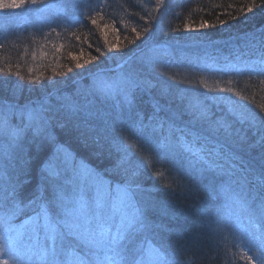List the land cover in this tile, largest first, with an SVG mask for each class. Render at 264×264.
I'll return each instance as SVG.
<instances>
[{"label":"snow or ice","instance_id":"1","mask_svg":"<svg viewBox=\"0 0 264 264\" xmlns=\"http://www.w3.org/2000/svg\"><path fill=\"white\" fill-rule=\"evenodd\" d=\"M106 6L104 0L93 5L85 0L64 3L65 15L90 14L97 27V9ZM262 6L264 0H250L229 19L247 18ZM48 7L46 0H0V10H30L37 18ZM155 7L163 12L168 5L156 0ZM141 19L148 26L133 27L134 35L124 37L126 44L115 26L104 24L115 43L105 34V50L96 48L98 55L83 49L78 55L68 53L75 69L94 68L88 72L91 83L81 87L77 81L72 93L49 90L41 83L44 74L33 76L29 69L28 86L43 91L35 99H22L25 86L0 76V264H184L178 257L189 251V264H203L207 250L198 243L200 234L189 241L180 227L170 226L182 219L174 201L157 199L139 183L146 155L153 162H173L165 168L167 182L160 188L169 197L195 194L197 184L203 183L208 198L201 201V215L209 247H214L216 234L228 238L221 210L235 206L246 227H240L236 238L238 253L227 248L225 256L231 253L244 264H264V115L226 103L223 95L185 90L177 97L163 88L153 95L150 115L136 110L138 97L157 88L142 69L155 60L153 32L165 31L162 15L149 12ZM218 24L227 26L228 21L219 19ZM208 27L215 25L206 20L198 27L184 24L186 32ZM242 47L247 51L240 55L257 57L245 69L264 76V31L245 33ZM110 56L115 68L101 66ZM52 71L53 77L67 78L73 67H66V73ZM16 76L24 79L19 72ZM53 77L48 80L54 86ZM201 85L213 90L203 79ZM58 130L75 132L93 154L111 157L110 172L118 182L106 179L108 169L98 170L78 158L59 140ZM44 147L51 151L36 164L38 181L33 183L31 149ZM155 175L165 178L163 173ZM20 217L26 218L17 222Z\"/></svg>","mask_w":264,"mask_h":264},{"label":"trees","instance_id":"2","mask_svg":"<svg viewBox=\"0 0 264 264\" xmlns=\"http://www.w3.org/2000/svg\"><path fill=\"white\" fill-rule=\"evenodd\" d=\"M76 2L79 3V0ZM85 2L93 5L96 0H85ZM104 2L107 6L103 10L97 9L101 12V16L97 17L99 27L91 23L90 14H84L81 18L69 11L65 15V0H46L49 7L39 18L30 10H0V68L4 69L0 76H6L9 83H21L25 86L22 99H35L38 93L43 91L28 86L29 69H32L33 76L44 74L41 83L48 86L49 90L55 88L61 93H72L77 87V81L81 87L91 83L88 72L93 71L94 68L88 65L87 69H75L68 53L73 52L78 55L83 49L85 54L90 52L92 55H98L96 48L105 50V34L110 43H115V36L110 29L104 30V24L115 26L119 30L121 43L126 44L124 37L127 35L131 38L134 35L131 32L133 27L138 29L147 27L148 23L141 17H147V14L152 12L156 16H163L165 31L153 32L152 39L158 45L152 53L155 60L151 67H144L142 72L147 79L157 85V88L153 89V93H144L138 97L136 110L141 111L145 116L150 115L153 95H158L159 90L163 88L170 89L177 97L184 95L185 90L207 95H223L228 98L226 103L234 104L243 111L264 115L262 111L264 83H261L264 81V76L250 74L244 67L246 63L257 57L251 54H239L247 51L242 47L245 33L264 31L261 29L264 25V6L255 9L254 13H249L247 18L241 15L239 19L230 20L229 17L236 16L240 7L246 6L250 0H182V3L181 0H166L168 7L163 12L156 9V0H104ZM138 3L140 6H137ZM177 4L181 6H176ZM73 19H78L80 22L70 23ZM219 19L228 21L227 26L219 25ZM205 20L215 27H208L200 32L184 30L185 23L198 27ZM53 28L55 32L52 31ZM230 37L233 38L221 40ZM214 39L219 41H213ZM41 52L46 55L41 56ZM118 59L119 57H116V60ZM225 65H235V67H225ZM69 66L73 67V72L66 73V67ZM101 66L115 68V60L110 56ZM53 68L60 73H66L67 78L53 77ZM17 72L24 78L23 80L16 76ZM49 77H53L56 81L54 86L49 84ZM202 79L211 85L212 91L202 87ZM217 87L232 88L234 91L220 93L216 91ZM57 135L78 158L82 157L87 164L98 170L108 169L106 179L113 183L118 182V178L112 176L110 172L111 157L93 154L90 149L83 147L75 132L58 130ZM50 151L51 149L47 147L39 151L31 149L35 177L33 183L38 181L36 164L45 159ZM172 163L171 161H166L164 164L153 162L146 155L144 158L146 167L138 178L139 183L157 199L174 201L182 219L170 226L180 227L184 237L189 241L197 233L200 234L198 243L207 250L203 264H227L228 260H232L233 264H244L238 255L234 257L231 254L238 253V249L234 246L236 238L240 235V227H246L243 223V213H240L235 206L231 209H222L221 216L228 238L225 239L223 234H216L212 241L214 247H209V237L203 227L205 218L201 215V201L208 198L203 183L197 184L199 191L195 194L177 192L169 197L160 190L167 182L165 168ZM158 172L163 173L165 178L156 177L155 174ZM219 203L221 202H213L214 205ZM213 210L215 211V207ZM229 212L232 215H228ZM237 215L240 217L239 220ZM24 218L26 217L18 218L17 222ZM227 248H231V253L226 257ZM190 257L189 251L178 259L184 264H189Z\"/></svg>","mask_w":264,"mask_h":264},{"label":"rangeland","instance_id":"3","mask_svg":"<svg viewBox=\"0 0 264 264\" xmlns=\"http://www.w3.org/2000/svg\"><path fill=\"white\" fill-rule=\"evenodd\" d=\"M248 33H250V32H248ZM231 38V37H230ZM213 41H219V39H214ZM173 43H179V42H177V41H173ZM257 163H258V161H257Z\"/></svg>","mask_w":264,"mask_h":264}]
</instances>
